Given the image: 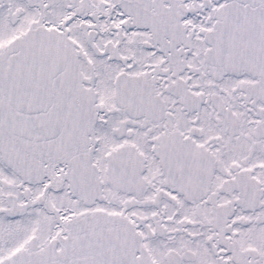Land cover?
Listing matches in <instances>:
<instances>
[{
    "label": "snow or ice",
    "instance_id": "6c2138e0",
    "mask_svg": "<svg viewBox=\"0 0 264 264\" xmlns=\"http://www.w3.org/2000/svg\"><path fill=\"white\" fill-rule=\"evenodd\" d=\"M0 264H264V0H0Z\"/></svg>",
    "mask_w": 264,
    "mask_h": 264
}]
</instances>
